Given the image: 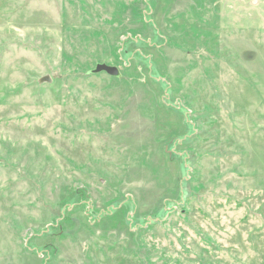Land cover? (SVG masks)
<instances>
[{
  "label": "rangeland",
  "instance_id": "rangeland-1",
  "mask_svg": "<svg viewBox=\"0 0 264 264\" xmlns=\"http://www.w3.org/2000/svg\"><path fill=\"white\" fill-rule=\"evenodd\" d=\"M0 264H264V0H0Z\"/></svg>",
  "mask_w": 264,
  "mask_h": 264
},
{
  "label": "water",
  "instance_id": "water-1",
  "mask_svg": "<svg viewBox=\"0 0 264 264\" xmlns=\"http://www.w3.org/2000/svg\"><path fill=\"white\" fill-rule=\"evenodd\" d=\"M99 73H105L111 77H119L120 76V72L116 66L107 65L104 63H100V64L97 63L92 70H88L86 72V75L99 74ZM49 81L50 80L47 77H43V78H40L38 80L39 83L49 82Z\"/></svg>",
  "mask_w": 264,
  "mask_h": 264
}]
</instances>
